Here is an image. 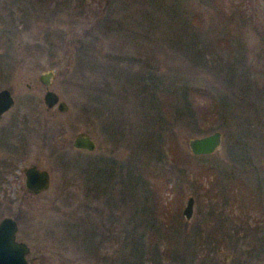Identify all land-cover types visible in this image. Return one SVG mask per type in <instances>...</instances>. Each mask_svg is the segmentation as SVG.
Masks as SVG:
<instances>
[{"label": "rangeland", "instance_id": "1", "mask_svg": "<svg viewBox=\"0 0 264 264\" xmlns=\"http://www.w3.org/2000/svg\"><path fill=\"white\" fill-rule=\"evenodd\" d=\"M0 30L9 39L0 89L14 99L0 118V160L14 165L0 182V218L20 215L28 264H121L151 230L167 231L162 264H264V0H0ZM196 35V47L221 40L214 70L184 51ZM46 69L63 113L41 103ZM186 83L210 90L220 120L198 133L176 123L175 149L164 152L152 138L154 102ZM26 98L38 104L50 145L34 134L18 145ZM214 130L219 148L192 155L187 138ZM78 132L93 151L71 147ZM30 164L50 174L38 195L23 187L20 169ZM120 164L154 172L129 184Z\"/></svg>", "mask_w": 264, "mask_h": 264}, {"label": "trees", "instance_id": "2", "mask_svg": "<svg viewBox=\"0 0 264 264\" xmlns=\"http://www.w3.org/2000/svg\"><path fill=\"white\" fill-rule=\"evenodd\" d=\"M163 4L164 2L160 3V5ZM185 23L188 24L186 21ZM1 30L0 75L2 74L3 69H6L9 66V63L3 60V52L5 51L3 47H9V39L7 35ZM96 37L97 36L95 34H92L90 36L91 41L96 42ZM198 38L199 35L190 37L189 39L186 37L187 44L184 46V51L187 49V54L190 53L192 55L193 53V56L196 57H191L194 62H202L209 70H214L217 68L219 60V58L218 60L216 58V46H220L218 43L221 42V40L217 39L216 42L215 40L208 41L206 43H202L203 45L201 47H196L199 42ZM188 45L189 47L187 48ZM193 65L201 67L200 64ZM127 68L130 67L128 66ZM111 71L117 73L118 75H128L125 72L126 69L121 71L114 66L112 67ZM152 72L156 77V73H154V71ZM255 74L259 75L261 72L255 71ZM133 77H137V75H134ZM138 77L144 76L140 74ZM145 77L149 76L147 75ZM161 98V104L154 102L153 119L155 121V133L152 135V138H154V143L157 145L158 149L161 147V145L165 147L163 148L164 152L172 153L175 149L176 133L173 127L176 123H180L181 126L183 124V127L191 133H198L200 131L211 130L214 127V124L220 120V113L216 100L210 90H208L206 87L186 83V85L181 88L180 94L176 91H170L168 88H166L164 97L161 96ZM147 137L149 138L150 134L147 133ZM120 167L126 170L125 174L129 177L125 175L124 176L127 178V182L129 184L130 182L132 183V181H134L135 184H141L148 178L147 174H153L154 172L146 169L145 167L137 169V166L135 167L137 170H134L133 168L132 171H129L130 167H128L127 170L125 165L120 164L119 171L122 174L124 173ZM91 168L96 170L95 166L93 165ZM134 171H136V174ZM207 171H209V169H207ZM160 228L161 227H159V229ZM166 235L167 231L163 233L159 230H151L150 238L146 239L142 236L139 240H137V244L132 246L133 251L137 252L135 254L133 253L135 259L131 261H122L121 264H162V261L166 258L170 248L164 245L160 247L158 243L160 241L159 237L164 239ZM142 253L146 255L144 259L141 258L143 256Z\"/></svg>", "mask_w": 264, "mask_h": 264}, {"label": "water", "instance_id": "3", "mask_svg": "<svg viewBox=\"0 0 264 264\" xmlns=\"http://www.w3.org/2000/svg\"><path fill=\"white\" fill-rule=\"evenodd\" d=\"M37 77L46 87L42 97L44 105L46 107L55 106L59 112H65L67 110L66 103L59 100L57 94L47 88L50 79L54 77V69H46L40 72ZM12 104L13 100L8 89H0V115L7 111ZM221 138L222 134L217 130L201 136H191L186 140V147L192 155H208L219 148ZM70 145L75 150L93 151L95 148L93 140L84 132L76 133L72 137ZM23 171L26 188L32 192H39L47 188L48 174L45 170L31 166ZM193 205V197L188 196L181 210L184 220L191 218ZM15 231L16 226L12 218L6 216L0 219V264H27L26 255L29 249L25 243L15 240Z\"/></svg>", "mask_w": 264, "mask_h": 264}, {"label": "flooded vegetation", "instance_id": "4", "mask_svg": "<svg viewBox=\"0 0 264 264\" xmlns=\"http://www.w3.org/2000/svg\"><path fill=\"white\" fill-rule=\"evenodd\" d=\"M39 79V78H38ZM52 79V78H51ZM51 79H50V81H51ZM39 81V80H38ZM40 82V81H39ZM41 83V82H40ZM42 84V83H41ZM44 87H45V85L44 84H42ZM48 88V87H47ZM7 89V88H6ZM8 91L10 92V90L8 89ZM45 91H46V87H45ZM44 91V92H45ZM44 92H43V94H44ZM43 94H42V96H41V103H42V105H43V107H44V109L45 110H50V109H52V108H55L56 109V107L55 106H53V107H46L45 105H44V103H43V99H42V97H43ZM10 95H11V97H12V100H13V104H12V106L7 110V111H5L3 114H1L0 115V118L2 117V115H4L6 112H8L12 107H13V105H14V99H13V96H12V94H11V92H10ZM37 103H33L32 102V100L31 99H29V98H26V100L23 102V108H24V112H23V121H22V124L21 125H23L22 127H24L23 128V130H25V132H23V133H15L16 135H15V138H16V140H17V143H18V145L19 146H21L23 149L24 148H26V145H27V141H26V143H25V138H26V134H34V135H37L39 138H40V141H42V146H43V144L44 143H48V142H50V140L53 138V134L52 133H50L47 129H46V124H45V122L46 121H43L42 123H41V120H40V116H39V113H38V110H37V105H36ZM57 110V109H56ZM58 111V110H57ZM59 112V111H58ZM61 113H63V112H61ZM33 119V120H32ZM22 130V129H21ZM20 130V131H21ZM5 132H7V133H10V131H9V129H5ZM4 133V132H3ZM48 145H50L49 143H48ZM9 158H2L1 160H0V182H1V180H2V178H4L3 177V175L5 176L6 175V172H10V171H12V169H13V167H14V165H13V163L11 162V160H8ZM31 166H33V167H35V168H37V169H39V170H45L46 172H47V174H48V186H47V188L45 189V190H42V191H39V192H32L31 190H29L28 188H26L25 187V175H24V169L25 168H28V167H31ZM20 173L22 174V176H23V187H24V189H25V191L28 193V194H30V195H38V194H40V193H42V192H44V191H46L48 188H49V186H50V174H49V171L47 170V169H45V168H40V167H38V166H36L35 164H30V165H27V166H24V167H22L21 169H20ZM3 217H6V216H3ZM3 217H1V218H3ZM7 217H10V218H12L13 219V221L15 222V226H16V231H15V240L16 241H20V242H23V241H21V240H18L17 239V237H16V235H17V232H18V226H17V224H18V222L20 221V215H15L14 217H11V216H7ZM0 218V219H1ZM24 243V242H23ZM26 244V243H25ZM27 245V244H26ZM28 247V246H27ZM28 249H29V247H28ZM28 254H29V252H28ZM28 254L26 255V260H27V256H28ZM27 264H28V261H27Z\"/></svg>", "mask_w": 264, "mask_h": 264}]
</instances>
